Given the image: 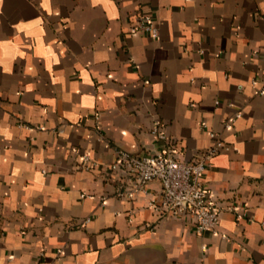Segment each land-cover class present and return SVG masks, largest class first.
<instances>
[{"label":"crops","instance_id":"obj_1","mask_svg":"<svg viewBox=\"0 0 264 264\" xmlns=\"http://www.w3.org/2000/svg\"><path fill=\"white\" fill-rule=\"evenodd\" d=\"M263 87L264 0H0V264H264ZM211 130L228 149L201 184L246 210L215 232L109 170L117 149L189 161Z\"/></svg>","mask_w":264,"mask_h":264},{"label":"built area","instance_id":"obj_2","mask_svg":"<svg viewBox=\"0 0 264 264\" xmlns=\"http://www.w3.org/2000/svg\"><path fill=\"white\" fill-rule=\"evenodd\" d=\"M130 30L151 36L157 35L153 19L144 14L140 15ZM260 92H264V87ZM237 115L225 121L223 127L230 128ZM151 133L159 140L166 139V134L158 123L152 126ZM209 136L212 140L211 145L198 152L189 161L176 159L166 150L134 154L124 149H117L115 158L109 165V170L113 176L128 175L132 177V186L125 191L127 196L134 192H145V186L149 181L158 180L161 186L160 199L155 208L173 216L190 214L194 218L193 227L198 234L207 231L215 232L222 209L232 212L237 219L245 217L246 210L236 203L222 205L211 202L207 190L202 186L200 176L209 166L210 158L218 152L228 149L220 132L211 130ZM82 160L87 167L88 155H82Z\"/></svg>","mask_w":264,"mask_h":264}]
</instances>
